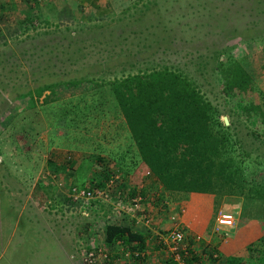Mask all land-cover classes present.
<instances>
[{
	"label": "rangeland",
	"instance_id": "1",
	"mask_svg": "<svg viewBox=\"0 0 264 264\" xmlns=\"http://www.w3.org/2000/svg\"><path fill=\"white\" fill-rule=\"evenodd\" d=\"M26 1L0 0V264H170L156 232L174 225L182 226L192 250H217L209 264H264V242H250L259 234L257 219L242 209L241 196L166 193L144 173L126 113L106 83L153 67L193 79L219 120L233 121L250 154L247 174L259 162L253 177L264 184V138L257 134L264 122V0H111L108 14L83 21L63 19L61 12L60 20L43 10L23 12L19 7ZM56 3L61 10L62 1ZM135 53L144 60L135 63ZM225 53L251 77L239 93L226 95L220 85L214 56ZM117 57L130 63L124 58L89 75L93 83L103 82L94 89L82 82L75 88L58 84L31 98L25 94ZM243 103L256 105L257 113L242 111ZM114 176L123 201L130 191L145 192L149 229L132 223L113 200L74 202L69 195L73 185H104ZM220 212L232 214L235 223L213 233ZM111 223L147 235L144 259H135L121 243H103Z\"/></svg>",
	"mask_w": 264,
	"mask_h": 264
},
{
	"label": "trees",
	"instance_id": "2",
	"mask_svg": "<svg viewBox=\"0 0 264 264\" xmlns=\"http://www.w3.org/2000/svg\"><path fill=\"white\" fill-rule=\"evenodd\" d=\"M133 55L131 57H135V63L144 60L136 53ZM219 56L221 54L214 56L217 61L216 73L225 94L230 95L233 90L239 93L240 89L247 88L251 77L243 63L228 53L222 59ZM124 58H106L102 62L82 67L73 78L30 88L25 94L31 98L32 93L39 95L45 90L53 91L58 84L74 87L82 82L87 83V89H94L103 82L96 84L87 77L115 66ZM127 61V58L122 60L123 63H130ZM261 66L264 69V63ZM146 70L149 68L106 82L113 86L114 99L116 97L126 113L139 153V164L145 167L144 173L166 193L175 191L241 196L242 209L250 211V217L257 219L255 224L259 234L250 237V242L253 239L264 242V184L253 177L261 166L257 162L250 174H247L246 159L250 154L234 132L233 121L228 118V123L224 124L219 120V112L200 92L193 79L180 72H158L154 67L150 73ZM238 106L250 115L257 113L256 105L243 103ZM260 125L262 131L257 134L262 139L264 122ZM114 182L117 184V179ZM101 186L99 182L91 181L86 187L92 189ZM138 194L144 202L145 192ZM138 194L130 191L127 197L130 199ZM145 238V233L135 231L127 224H106L103 231L105 245L120 242L132 251L138 261L144 259L140 250ZM186 244L187 255L183 258L185 264L206 259L208 261L204 263L209 264L211 260L217 259H211L210 252L206 254L192 250L189 241ZM213 252L216 255L218 253L216 249ZM226 264L247 263L244 259H229Z\"/></svg>",
	"mask_w": 264,
	"mask_h": 264
},
{
	"label": "built area",
	"instance_id": "3",
	"mask_svg": "<svg viewBox=\"0 0 264 264\" xmlns=\"http://www.w3.org/2000/svg\"><path fill=\"white\" fill-rule=\"evenodd\" d=\"M116 178V176L111 177L107 182L104 183L103 186L92 189L87 187L71 186L69 189V195L74 202L82 201L84 203H104L113 200L115 208L125 211V213L129 215L131 221L134 224H141L144 228L149 229L152 218L149 214L148 209H146L145 207L143 198L140 195H135L129 200L123 201L122 196H120V191L116 190V186L114 184V179ZM111 194L115 197L112 198ZM180 212L182 213L183 210L180 209ZM234 223L235 219L232 214L228 212H220L215 216L212 232L220 233L223 230H228L234 226ZM156 235L158 243L162 244L165 247V251L169 253L171 263L185 264L183 258L185 255H187V244L182 226L174 225L165 230L163 233L156 232ZM194 239L197 241L200 239V236L195 235ZM115 243L119 244L120 242ZM98 252H100L101 256L103 255L102 257H105V254H102L101 251L98 250ZM210 253L211 259L217 258L216 253H214L213 251ZM207 260L208 259H206V261L200 260L195 262L194 264H205L204 262H207Z\"/></svg>",
	"mask_w": 264,
	"mask_h": 264
},
{
	"label": "crops",
	"instance_id": "4",
	"mask_svg": "<svg viewBox=\"0 0 264 264\" xmlns=\"http://www.w3.org/2000/svg\"><path fill=\"white\" fill-rule=\"evenodd\" d=\"M6 1L9 3V5H17V0ZM56 1L57 0H27L26 4H22L23 7H19V9H22L23 12L26 10L32 11L33 13L35 11L41 12V10H43L46 12L45 17H51L53 20H55V18L60 20L58 15L59 12H61L62 15L60 17L63 19L65 18L70 21H83L90 17L104 16L105 14H108L112 8L111 0H61L62 5L60 6V10L58 9L59 7ZM54 13H57V17H55L56 15H52ZM147 205V208L150 209L149 202ZM153 208L154 207H151V209Z\"/></svg>",
	"mask_w": 264,
	"mask_h": 264
},
{
	"label": "water",
	"instance_id": "5",
	"mask_svg": "<svg viewBox=\"0 0 264 264\" xmlns=\"http://www.w3.org/2000/svg\"><path fill=\"white\" fill-rule=\"evenodd\" d=\"M223 123L224 124H227L228 123L227 120H226V118H223Z\"/></svg>",
	"mask_w": 264,
	"mask_h": 264
}]
</instances>
